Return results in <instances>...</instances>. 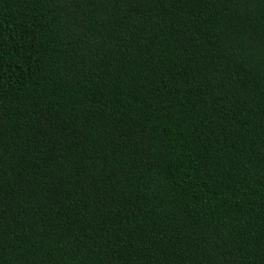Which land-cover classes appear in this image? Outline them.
<instances>
[{
    "label": "trees",
    "instance_id": "trees-1",
    "mask_svg": "<svg viewBox=\"0 0 264 264\" xmlns=\"http://www.w3.org/2000/svg\"><path fill=\"white\" fill-rule=\"evenodd\" d=\"M0 264H264V0H0Z\"/></svg>",
    "mask_w": 264,
    "mask_h": 264
}]
</instances>
